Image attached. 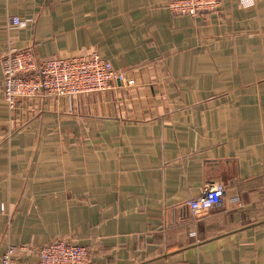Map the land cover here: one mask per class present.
Instances as JSON below:
<instances>
[{"label": "crops", "instance_id": "crops-1", "mask_svg": "<svg viewBox=\"0 0 264 264\" xmlns=\"http://www.w3.org/2000/svg\"><path fill=\"white\" fill-rule=\"evenodd\" d=\"M170 2L0 0V264L58 240L91 264H264V0ZM10 49L95 52L140 85L10 109ZM215 183L222 205L195 218L186 202Z\"/></svg>", "mask_w": 264, "mask_h": 264}, {"label": "built area", "instance_id": "built-area-1", "mask_svg": "<svg viewBox=\"0 0 264 264\" xmlns=\"http://www.w3.org/2000/svg\"><path fill=\"white\" fill-rule=\"evenodd\" d=\"M221 0H171L173 15L199 17L220 10ZM11 26L24 28L28 21L18 17L8 20ZM3 70L2 94L10 109L19 99L75 98L94 93H107L116 87L133 88L140 85L137 70L115 69L99 54L52 56L39 59L32 49H10L1 60ZM226 197L222 183L210 184L203 194L186 202L195 218L220 207ZM37 253L38 264H91L88 248L71 240L50 242L34 250L30 245H11L2 257V264H13L19 257Z\"/></svg>", "mask_w": 264, "mask_h": 264}, {"label": "rangeland", "instance_id": "rangeland-1", "mask_svg": "<svg viewBox=\"0 0 264 264\" xmlns=\"http://www.w3.org/2000/svg\"><path fill=\"white\" fill-rule=\"evenodd\" d=\"M116 88H117V87H116ZM114 89H115V88H114ZM114 89H113V90H114ZM113 90H110V91H113ZM83 96H86V95H83ZM83 96H82V97H83ZM79 97H80V96H79ZM79 97H75V98H68V99L75 100V99H77V98H79Z\"/></svg>", "mask_w": 264, "mask_h": 264}]
</instances>
